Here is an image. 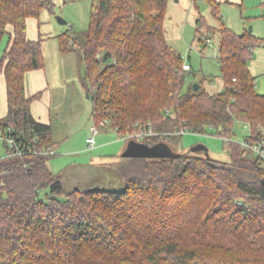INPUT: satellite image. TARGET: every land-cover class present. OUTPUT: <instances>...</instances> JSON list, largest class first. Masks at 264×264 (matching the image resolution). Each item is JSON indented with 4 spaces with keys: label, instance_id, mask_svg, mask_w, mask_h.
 I'll list each match as a JSON object with an SVG mask.
<instances>
[{
    "label": "trees",
    "instance_id": "obj_1",
    "mask_svg": "<svg viewBox=\"0 0 264 264\" xmlns=\"http://www.w3.org/2000/svg\"><path fill=\"white\" fill-rule=\"evenodd\" d=\"M91 1L88 28L66 31L59 40L62 52L86 63L81 82L94 122H110L119 135L152 125L158 134L141 141L149 145H170L182 130L210 129L229 137L230 159L200 151L121 155L115 167L123 189L94 184L67 191L50 156L35 153L56 142L25 92L26 72L44 61L42 40L27 36L28 19L53 10L55 2L0 0V46L8 36L0 74L9 98L0 127L32 147L0 157V264H264V162L232 139L240 120L250 139L264 131V93L249 68L264 39L248 28L234 31L222 20L221 1L204 0L220 19L224 89L211 92L203 77L199 89L184 90L196 71L190 63L184 68L183 54L167 40L168 0ZM200 1L193 0L196 7Z\"/></svg>",
    "mask_w": 264,
    "mask_h": 264
},
{
    "label": "rangeland",
    "instance_id": "obj_2",
    "mask_svg": "<svg viewBox=\"0 0 264 264\" xmlns=\"http://www.w3.org/2000/svg\"><path fill=\"white\" fill-rule=\"evenodd\" d=\"M53 1L54 9L44 8L40 14V22L41 28L49 30V34H52V40L43 43V51L49 56L51 63L55 64L59 54L58 34L70 30L74 33L86 30L90 23L92 1ZM221 16L223 22L236 32L241 33L252 26L254 33L264 36V0H243L242 3L221 0ZM59 17L66 19L67 23H61ZM200 18L203 24H199ZM164 25L168 42L183 54L186 63H190L196 71V74L190 72L187 76L184 90L190 84L207 77L205 85L211 92L222 91L224 81L218 58L220 19L213 13L211 5L204 0L200 1L197 7L193 0H168ZM208 36L211 37V42H208ZM7 41L8 36H5L0 46V55ZM77 55L75 61L71 58L66 60L64 71L67 79L64 83L69 88L66 96L62 97V108L55 111V127L64 137L60 138L57 153L50 156L48 164L63 180L67 191L83 189L94 184L102 188L120 190L124 188L125 183L115 167V162L121 159V154L130 140L123 139L124 135H119L109 122L100 123L101 132L96 135L93 146L87 142V137L92 135L91 126L95 123L93 104L81 82L86 63L81 55ZM249 68L256 76L257 91L264 93V44L255 47ZM262 129L264 130V126ZM250 133L248 124L240 120L235 124L232 138L242 141ZM224 142L223 137L208 129L203 133L186 132L180 139L173 138L170 147L173 152H194L192 147L195 144L204 143L208 149L201 150V154L229 160L230 151ZM6 155L8 147L0 134V157ZM92 161L109 163L98 166L91 164Z\"/></svg>",
    "mask_w": 264,
    "mask_h": 264
},
{
    "label": "crops",
    "instance_id": "obj_3",
    "mask_svg": "<svg viewBox=\"0 0 264 264\" xmlns=\"http://www.w3.org/2000/svg\"><path fill=\"white\" fill-rule=\"evenodd\" d=\"M232 1L236 3H242L243 0ZM250 31L253 32V30ZM61 34H58L57 36L59 42V45L57 46L59 48V54L56 57L57 62L55 64L51 63V60H49V56L44 52L43 66L36 69H30L25 74V92L27 97L32 98L31 109L33 115L37 120L46 124H50L52 126L53 138L56 142L57 147L60 143V138L64 137L63 134L57 132V128L55 127V111H59V109L62 108V97L66 96V92L69 88L68 85H65L64 83L65 79H67L64 71L66 67V60L68 58H71L73 59V61H75L77 59L76 56H78L75 52L64 53L61 51L59 40V36ZM254 34L264 39V36L256 33ZM51 35L52 34H49V30L47 31L41 28L40 17H30L28 19L27 36L29 39H41L43 47V43H47L48 40H52ZM73 53L74 55H72ZM38 93H40L39 96H36ZM8 112V84L5 73H2L0 74V119L4 118L8 114ZM89 137L90 136L87 137V142ZM97 157L98 156H96V158ZM105 163L94 161L91 162V164L98 166Z\"/></svg>",
    "mask_w": 264,
    "mask_h": 264
},
{
    "label": "built area",
    "instance_id": "obj_4",
    "mask_svg": "<svg viewBox=\"0 0 264 264\" xmlns=\"http://www.w3.org/2000/svg\"><path fill=\"white\" fill-rule=\"evenodd\" d=\"M208 42H211V37H208ZM184 68L189 70L191 69L189 63L184 64ZM102 124H106V121H102ZM101 126L94 123L91 127L92 135L88 138V143L90 146H93L96 142V135H98L101 132ZM190 131L182 130L181 133H186ZM0 134L4 137L5 141L8 145V155L6 156H21L26 154L28 151L32 150V147L27 142L23 140V138L16 137L11 131V129H7L4 131L0 127ZM158 134L157 131H155L152 127V125L146 126L136 132L124 135L122 138H126V140H137V141H144V139L148 136H152ZM224 139H229L228 136H222ZM250 136H246L244 140L239 141L242 143L245 147L251 149L260 159L262 162H264V131L262 134L257 135L254 139H250ZM233 139V138H232ZM35 153L42 154L46 156H52L57 153V146L56 145H46L43 146L37 150H35Z\"/></svg>",
    "mask_w": 264,
    "mask_h": 264
},
{
    "label": "water",
    "instance_id": "obj_5",
    "mask_svg": "<svg viewBox=\"0 0 264 264\" xmlns=\"http://www.w3.org/2000/svg\"><path fill=\"white\" fill-rule=\"evenodd\" d=\"M61 23H67V20L59 17ZM250 30H253V27H250ZM109 57V52L105 53L104 60H107ZM200 83H194V88L199 89ZM203 149H208L204 143H197L192 147V151H201ZM151 151V152H148ZM153 153V154H152ZM180 155V152L171 151V147L166 142H158L153 145H149L145 142L137 141L131 139L128 142V145L125 151L122 153V156H146V157H166V156H176ZM264 182V180H263Z\"/></svg>",
    "mask_w": 264,
    "mask_h": 264
}]
</instances>
